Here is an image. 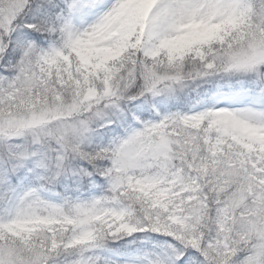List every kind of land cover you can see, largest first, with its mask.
Instances as JSON below:
<instances>
[{
    "label": "snow or ice",
    "instance_id": "1",
    "mask_svg": "<svg viewBox=\"0 0 264 264\" xmlns=\"http://www.w3.org/2000/svg\"><path fill=\"white\" fill-rule=\"evenodd\" d=\"M0 264H264V0H0Z\"/></svg>",
    "mask_w": 264,
    "mask_h": 264
}]
</instances>
